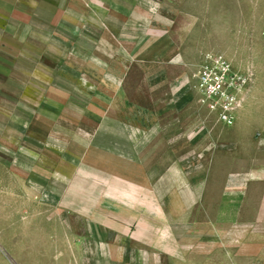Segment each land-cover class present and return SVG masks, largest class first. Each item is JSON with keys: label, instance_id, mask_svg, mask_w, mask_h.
I'll use <instances>...</instances> for the list:
<instances>
[{"label": "rangeland", "instance_id": "obj_1", "mask_svg": "<svg viewBox=\"0 0 264 264\" xmlns=\"http://www.w3.org/2000/svg\"><path fill=\"white\" fill-rule=\"evenodd\" d=\"M126 1L132 7L126 13L139 5L143 18L117 34L111 0H0V264H78L71 245L82 227L72 225L77 211L69 208L98 201L105 185H118L105 177L110 169H151L150 156L143 163L105 162L102 139L105 119L120 120L127 107L122 70L128 68V88L135 89L141 53L160 68L176 58L186 71L191 139L198 123L207 138L206 151L193 144L191 152L207 157L213 201L231 200L240 182L232 209L200 210L199 217L208 218L212 233L238 229L225 254L239 252L240 264L250 254V263L264 264V0ZM103 38L116 49L105 48ZM207 53L223 55L249 78L230 127L198 105L194 75ZM115 58L127 65L108 64ZM170 88L158 96L169 99ZM216 217L224 225H214Z\"/></svg>", "mask_w": 264, "mask_h": 264}, {"label": "crops", "instance_id": "obj_2", "mask_svg": "<svg viewBox=\"0 0 264 264\" xmlns=\"http://www.w3.org/2000/svg\"><path fill=\"white\" fill-rule=\"evenodd\" d=\"M111 2L110 25L117 29V34L125 26L133 27L142 20L141 6L136 5L127 14L125 8H132L127 4L129 1ZM102 44L111 51L117 46L104 38ZM138 44L142 43H135L134 48L142 50ZM108 62L114 66L127 65L121 58ZM104 64L108 65L106 60ZM166 64L160 68L143 53L138 55L133 68L139 75L135 89L128 88V68L122 70L125 81L122 96L127 107L120 109L119 114H123L120 120L106 118L102 123L105 162L143 163L150 156L153 164L150 170L141 164L134 169H110L105 177L119 179L118 185H105L103 197L98 201L69 208L77 211L72 225L82 227L71 245L78 264H240L239 252L229 255L223 249L237 243L238 229L225 235L222 229L212 233L207 229L208 218L199 217L200 210L232 209L235 195L241 194L240 182L234 181L235 190L229 191L231 200L221 201L218 195L213 201L210 187L214 182L209 181L207 157L191 152L193 144L204 146L206 151V129L202 123H196L199 132L194 133L192 142L193 112L183 81L186 71L176 58ZM165 86L171 87L169 99L158 96ZM145 146L151 148L145 152ZM193 161L199 165H192ZM247 176L252 181L254 175ZM125 178L135 179L132 180L135 185L125 187L121 180ZM236 178L240 174L232 176L233 180ZM220 194L223 197L221 190ZM246 208L249 211L253 208L250 201ZM213 223L217 227L224 225L219 217ZM246 257L248 264H252L249 260L254 256Z\"/></svg>", "mask_w": 264, "mask_h": 264}, {"label": "built area", "instance_id": "obj_3", "mask_svg": "<svg viewBox=\"0 0 264 264\" xmlns=\"http://www.w3.org/2000/svg\"><path fill=\"white\" fill-rule=\"evenodd\" d=\"M194 78L200 108L218 123L232 126L245 102L248 76L235 70L223 55L207 53Z\"/></svg>", "mask_w": 264, "mask_h": 264}]
</instances>
